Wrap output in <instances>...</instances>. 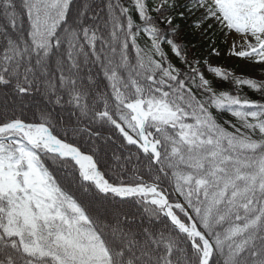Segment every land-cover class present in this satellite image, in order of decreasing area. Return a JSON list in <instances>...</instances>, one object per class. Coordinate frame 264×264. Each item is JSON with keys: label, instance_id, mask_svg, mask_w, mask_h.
<instances>
[{"label": "snow or ice", "instance_id": "snow-or-ice-1", "mask_svg": "<svg viewBox=\"0 0 264 264\" xmlns=\"http://www.w3.org/2000/svg\"><path fill=\"white\" fill-rule=\"evenodd\" d=\"M0 264H264V0H0Z\"/></svg>", "mask_w": 264, "mask_h": 264}, {"label": "rangeland", "instance_id": "rangeland-1", "mask_svg": "<svg viewBox=\"0 0 264 264\" xmlns=\"http://www.w3.org/2000/svg\"><path fill=\"white\" fill-rule=\"evenodd\" d=\"M238 71H239V70H238ZM243 71L248 72V71H250V70H249V69H243ZM252 74L255 75L254 72H253Z\"/></svg>", "mask_w": 264, "mask_h": 264}]
</instances>
